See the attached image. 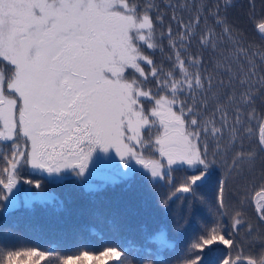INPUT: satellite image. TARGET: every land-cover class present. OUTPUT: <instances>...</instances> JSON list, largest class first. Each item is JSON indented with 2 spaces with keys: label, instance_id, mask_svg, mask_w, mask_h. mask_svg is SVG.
I'll list each match as a JSON object with an SVG mask.
<instances>
[{
  "label": "snow or ice",
  "instance_id": "6c2138e0",
  "mask_svg": "<svg viewBox=\"0 0 264 264\" xmlns=\"http://www.w3.org/2000/svg\"><path fill=\"white\" fill-rule=\"evenodd\" d=\"M165 7L170 19L153 0H0V202L20 207L21 183L37 190L25 193V206L56 199L40 180L22 176L25 167L56 182L71 173L96 192L103 186L91 180L105 169L115 184L130 177L133 162L153 179L186 165L194 174L176 191L193 195L215 167L219 218L191 248L219 244L221 264H264V183L255 192L256 224L242 209L230 228L222 220L234 174L264 154V113L256 106L264 98V54L257 60L233 37L218 0L186 20L176 14L179 3ZM255 28L264 39V19ZM241 228L247 236L262 230L259 251H245ZM152 242L169 247L164 231ZM52 260L131 264L118 246L68 255L0 246V264Z\"/></svg>",
  "mask_w": 264,
  "mask_h": 264
},
{
  "label": "trees",
  "instance_id": "16d2710c",
  "mask_svg": "<svg viewBox=\"0 0 264 264\" xmlns=\"http://www.w3.org/2000/svg\"><path fill=\"white\" fill-rule=\"evenodd\" d=\"M168 19L173 12L165 3L183 6L177 12L185 20L195 17L201 5L215 9L217 0H153ZM221 17L226 18L232 35L245 47L259 56L264 54V39L255 24L264 19V0H218ZM254 4V7L252 5ZM223 31L218 28L217 32ZM146 51H150L147 50ZM159 61V54L153 55ZM264 68V65H258ZM257 109L264 113V98L257 101ZM237 149L241 146L236 141ZM251 140L242 142L246 150ZM0 142V149L3 148ZM255 147V145H252ZM158 158V154H154ZM194 174L184 166L172 167L163 178L151 180L141 170H132L130 177L112 184L106 181L98 186L101 190L89 192L82 180L66 176L60 182L49 180L22 169V176L41 181V190L53 194L56 199L49 203L34 201L25 206L26 184H19L20 207L6 210L0 202V246L5 248L38 247L54 250L62 255L76 254L82 250L99 251L103 246H118L127 255L131 264H184L187 259L201 257L200 264H221L226 249L219 244L206 246L201 252L192 249L219 218L217 211V187L221 172L212 167L205 179L196 186V193L177 192L186 178ZM264 154L259 155L254 166L245 164L234 174L231 182L232 195L228 201L227 215L223 223L231 227L233 212L242 209L244 218L257 223L255 192L264 183ZM167 199V203L163 201ZM164 231L169 247L161 249L152 242V237ZM261 229L247 236L241 228L239 241L245 251H259ZM49 264H56L55 260Z\"/></svg>",
  "mask_w": 264,
  "mask_h": 264
},
{
  "label": "rangeland",
  "instance_id": "374dc122",
  "mask_svg": "<svg viewBox=\"0 0 264 264\" xmlns=\"http://www.w3.org/2000/svg\"><path fill=\"white\" fill-rule=\"evenodd\" d=\"M113 155H114V153H113ZM117 161H118V157H116L115 158ZM165 164H166V162H165ZM175 166H180V165H174L173 167H175ZM184 167H186V168H188L186 165H184ZM90 168H91V166H90ZM136 169H138V170H141V171H143V172H145L143 169H142V167L141 166H139V165H135V163L133 162V164H132V166H131V171L132 170H136ZM30 170V169H29ZM32 173H36V172H33L32 170H30ZM121 171H126V170H124V169H121ZM168 171V169H167V167H165V169H164V172L166 173ZM145 173H147V172H145ZM36 174H39V175H41V176H44V177H46L47 179H49V180H55V178H52V177H48L46 174H42V173H36ZM148 174V173H147ZM64 175V177H66V176H73L71 173H65V174H63ZM108 175H111V172H110V170H102L100 173H98L96 176H94L93 178H92V180H91V183H93L94 185H100V184H102V183H104V182H106L107 180L105 179V177L106 176H108ZM149 175V174H148ZM149 177H150V175H149ZM151 178V177H150ZM156 179H160V178H156ZM151 180H155V179H153V178H151ZM83 183H84V181H83ZM18 189H19V185H18ZM27 192H31V193H33V194H35L36 193V191H34V190H32V189H28V190H25L24 192H23V194H22V196L24 197L25 196V193H27ZM5 209L6 210H8L6 207H5Z\"/></svg>",
  "mask_w": 264,
  "mask_h": 264
},
{
  "label": "water",
  "instance_id": "95a60500",
  "mask_svg": "<svg viewBox=\"0 0 264 264\" xmlns=\"http://www.w3.org/2000/svg\"><path fill=\"white\" fill-rule=\"evenodd\" d=\"M254 204H255V199H254Z\"/></svg>",
  "mask_w": 264,
  "mask_h": 264
}]
</instances>
